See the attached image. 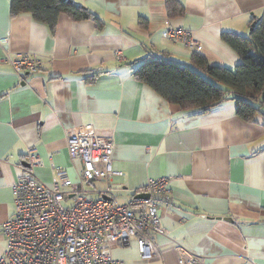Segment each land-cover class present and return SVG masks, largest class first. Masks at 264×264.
Listing matches in <instances>:
<instances>
[{
	"label": "crops",
	"instance_id": "0c3cea01",
	"mask_svg": "<svg viewBox=\"0 0 264 264\" xmlns=\"http://www.w3.org/2000/svg\"><path fill=\"white\" fill-rule=\"evenodd\" d=\"M71 1L97 21L61 14L51 30L28 13L12 15L10 0H0V57L26 54L42 62L21 77L0 66V255L27 148L40 158L34 173L41 182L51 185L64 169L75 184L82 163L70 160L66 138L84 135L112 139L111 166L123 172L111 178L118 203L143 198L150 179L170 178L166 199L156 198L155 254L143 260L134 238L116 241L117 264H177L176 244L206 264H264V106L249 121L229 99L205 112L185 110L130 71L148 55L193 67L194 53L234 68L239 57L221 34L248 36L251 21L264 16V0H175L170 14L166 0ZM168 27L189 31L197 46L165 39ZM103 188L93 181L88 197H103Z\"/></svg>",
	"mask_w": 264,
	"mask_h": 264
},
{
	"label": "built area",
	"instance_id": "2783aa9c",
	"mask_svg": "<svg viewBox=\"0 0 264 264\" xmlns=\"http://www.w3.org/2000/svg\"><path fill=\"white\" fill-rule=\"evenodd\" d=\"M163 37L191 49L197 46L191 33L180 28H166ZM113 54L117 61L123 60L120 50ZM3 65L21 77L38 72L42 62L26 54L5 53L0 57ZM66 149L70 160L82 163L77 183H71L66 170L58 169L52 184L46 185L34 173L40 166L38 154L27 148L26 164L20 166L12 186L14 214L1 229L5 250L0 264H117L111 246L130 238H135L140 258L150 259L156 252L152 235L160 232L156 198L166 199L170 178L150 179L142 190L147 197L118 203L111 178L123 172L112 169V139L69 135ZM96 180L104 184L103 197L90 199L87 186ZM174 251L177 264H206L203 256L181 245L176 244Z\"/></svg>",
	"mask_w": 264,
	"mask_h": 264
},
{
	"label": "trees",
	"instance_id": "16d2710c",
	"mask_svg": "<svg viewBox=\"0 0 264 264\" xmlns=\"http://www.w3.org/2000/svg\"><path fill=\"white\" fill-rule=\"evenodd\" d=\"M166 3L170 14L175 0H166ZM10 11L12 15L28 13L51 30L61 14L72 21H97V16L89 9L59 0H10ZM179 11L182 12V8ZM221 40L239 57L234 68L209 65L197 53L191 57L193 67L148 55L133 63L131 76L185 110L205 112L229 99L237 115L249 121L260 114L264 106V16L251 21L248 36L222 33Z\"/></svg>",
	"mask_w": 264,
	"mask_h": 264
},
{
	"label": "water",
	"instance_id": "95a60500",
	"mask_svg": "<svg viewBox=\"0 0 264 264\" xmlns=\"http://www.w3.org/2000/svg\"><path fill=\"white\" fill-rule=\"evenodd\" d=\"M60 2H67V3H72L74 6H79V3H77V2H73V1H71V0H59ZM144 197H147V195L145 194V196Z\"/></svg>",
	"mask_w": 264,
	"mask_h": 264
},
{
	"label": "rangeland",
	"instance_id": "374dc122",
	"mask_svg": "<svg viewBox=\"0 0 264 264\" xmlns=\"http://www.w3.org/2000/svg\"><path fill=\"white\" fill-rule=\"evenodd\" d=\"M162 37H163V32H162ZM80 136H84V135H80ZM26 160H27V158H26ZM13 214H14V211H13ZM13 214L11 215V217L13 216ZM10 217V218H11ZM135 239V238H134ZM136 241V240H135ZM174 249V248H173Z\"/></svg>",
	"mask_w": 264,
	"mask_h": 264
}]
</instances>
